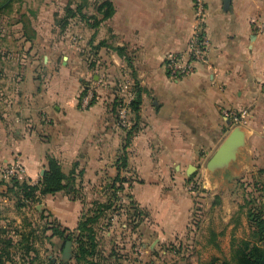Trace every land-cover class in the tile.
<instances>
[{"label": "crops", "instance_id": "obj_1", "mask_svg": "<svg viewBox=\"0 0 264 264\" xmlns=\"http://www.w3.org/2000/svg\"><path fill=\"white\" fill-rule=\"evenodd\" d=\"M90 1L94 8L88 16L102 19L97 6L106 0ZM109 1L114 14L96 27L87 25V58L66 56L63 41L35 43L24 32L20 40L10 43L7 36L0 43V164L21 163L24 176L37 183L49 156L57 158L63 171L75 176L76 193L44 195L39 211L75 229L95 201L107 200L114 191L125 138L115 102L135 90L137 79L143 89L139 131L128 149L129 169L121 173L131 179L124 183L126 190L146 214L140 225L148 232L141 236L155 239L152 252L155 243H162L171 253L181 250L192 229L190 177L209 176L208 160L235 126L247 131L249 166L261 167L264 175V0H206L209 65L179 80L169 77L164 59L187 46L193 0ZM56 48L63 49L62 66L60 51H46ZM48 65L53 71L43 79ZM91 77L93 84L82 85ZM84 87L95 91L89 106L81 99ZM114 217L100 237L113 243L119 213ZM8 224V234L17 240L21 235L14 227L22 229L21 221L10 222L0 211V226Z\"/></svg>", "mask_w": 264, "mask_h": 264}, {"label": "rangeland", "instance_id": "obj_2", "mask_svg": "<svg viewBox=\"0 0 264 264\" xmlns=\"http://www.w3.org/2000/svg\"><path fill=\"white\" fill-rule=\"evenodd\" d=\"M2 1L0 0V3ZM81 1L15 0L11 6L0 9V43L4 38L7 39V36L10 38V43H13V40H20L24 32L26 37L31 38L29 36H32L31 41L35 43L63 41L61 45L69 50V54H66V56L78 57V59L87 58L89 35L87 25L90 22H95V19L90 17L87 22V19H81L77 16L69 19L67 25L64 22L68 8H76ZM90 4L91 1L84 7L87 16L94 8L93 5L90 8ZM56 50L57 52L60 51L58 63L59 66H62L63 49L56 48L55 50L46 51L56 52ZM16 52H18V49H16ZM42 57L40 65L44 66ZM67 58L65 60L68 61ZM52 66L54 65L52 64ZM51 71H53V67L48 65L46 70L41 73L44 74L43 79L48 78ZM93 82L94 80L91 77L84 79L82 85L93 84ZM246 150H248V145L228 171L217 173L213 178L207 174H201L200 177H196L195 182H189L188 190L194 198L192 223L197 224V227L193 229V224L190 225L192 229L185 235L186 238L180 242L183 244L181 250L176 248L175 251L173 250L170 253L168 248L171 247L163 248L162 243H155L156 249L152 252L150 247L155 239L153 240L152 237L148 240L146 236H141L144 230L146 233L148 232L147 228L142 225L137 229L134 228L130 214L122 208L115 213H119L117 242L113 243V241L100 238V257L103 264H223L225 260L232 259L243 240L253 239V227L247 215L248 200L256 198L257 205L260 201L264 203V175L259 174V168L261 167L257 166L256 169L252 170L249 166V151ZM13 165L14 162L0 164V205L2 206L0 211L4 219L9 218L10 222L20 220L22 229L21 227L17 228V226L14 229H20L24 234L33 229L34 244L40 252L38 262L45 264L48 256L51 255L55 258L59 257L63 261H69L73 257V244L72 257L66 259L64 257V242H57L53 239L50 242L45 237L43 231L45 223L54 219L50 218L49 213H40L38 204H41V201H33L26 206H21V197L9 189L12 186V178L27 179L24 175L8 172ZM127 178L131 181L129 177ZM114 218L113 213L111 220L104 218L101 221L99 237L104 236L105 230L109 231V226ZM4 228H9V224ZM216 242L218 246L215 245ZM61 243L62 247L60 249L59 244ZM143 243L146 244L147 248H144ZM112 252H114V255L111 254ZM13 254L15 258L12 257L13 260H9L11 264L24 263L20 251H16L14 248ZM115 254L122 257L121 263L116 261ZM30 258L29 256L26 257L28 260L25 259L26 264H30Z\"/></svg>", "mask_w": 264, "mask_h": 264}, {"label": "trees", "instance_id": "obj_3", "mask_svg": "<svg viewBox=\"0 0 264 264\" xmlns=\"http://www.w3.org/2000/svg\"><path fill=\"white\" fill-rule=\"evenodd\" d=\"M15 0H3L0 4V9L9 7ZM89 3V0H82L76 8L69 7L67 17L65 19L66 25L69 23V19L79 16L81 19H87L90 16L84 12V7ZM98 10L103 14L102 19H106L112 16L115 12L113 3L109 0L102 1L98 6ZM102 19L95 18V22H90L93 27L99 25ZM29 40H32V36H29ZM105 42H100L98 46L104 45ZM120 54H124L123 48H115ZM135 97L130 102V121L129 126L124 127L125 138L121 153L118 159L119 175L112 179V191L108 199L105 201L97 200L94 205L88 209L81 217L78 226L75 229L62 226L57 220L47 221L43 228L45 237L51 242L54 237H60L64 246L67 242L73 244V257L69 261H63L59 257L51 255L48 256L45 264H103L101 259L99 237V225L104 218L110 219L113 213L120 211L122 208L130 214L132 224L134 228H138L140 224L145 220V211L141 208L135 200L132 199L130 192L126 190L125 184L128 182L126 176H122V170L129 169V153L128 149L132 143L133 137L139 131V122L141 119L140 110L143 101L142 92L143 89L140 87L139 81L135 79ZM88 91L85 87L82 93V98ZM81 98V99H82ZM94 101V99H93ZM91 102V104L93 103ZM121 103V99L115 102V107ZM195 176V175H194ZM194 176L190 177V182H195L197 178ZM194 177V178H193ZM75 176L73 173L66 174L63 171L62 164L60 161L52 156L48 158V169L43 174L41 180L37 183L31 182L29 179L20 180L18 178H12V186L10 190L16 192L21 197V206H26L33 201H41L44 195L50 193H56L61 190H65L74 195V191L77 189L75 186ZM121 195L125 198L121 200ZM249 209L247 215L249 221L253 227V239L243 240L235 251L232 259L225 260L223 264H264V203L260 201L257 205L256 198L248 200ZM257 205V206H256ZM45 211H43L44 213ZM44 216V215H42ZM110 223V222H109ZM9 228L0 226V244L3 248H0V264H3L6 260H13V253L10 248L14 247L16 251H20L21 258L26 259L27 256L30 258V264L38 262L40 252L34 244V231L30 230L28 233L19 232L15 230V234H20L19 239L15 240L13 236L8 234ZM50 232V234H48ZM10 247V248H9ZM9 249V250H7ZM47 250V248H46ZM33 252V253H32ZM114 255V252L111 253ZM116 256V261L122 260L121 256ZM27 260V259H26ZM28 261V260H27ZM44 263V262H43ZM37 264H42L38 262Z\"/></svg>", "mask_w": 264, "mask_h": 264}, {"label": "built area", "instance_id": "obj_4", "mask_svg": "<svg viewBox=\"0 0 264 264\" xmlns=\"http://www.w3.org/2000/svg\"><path fill=\"white\" fill-rule=\"evenodd\" d=\"M193 32L187 42L186 48L179 51H170L164 59V64L170 78L179 80L195 74L200 67L209 65L210 51L212 47L211 37L206 30V0H193ZM135 90H127L124 98H121V103L118 106L117 121L120 127H127L130 121V102L135 97ZM95 98L94 89L89 88L82 98L85 106H89ZM234 114V113H233ZM10 173L24 175V167L17 162L9 169ZM125 198L121 195V200Z\"/></svg>", "mask_w": 264, "mask_h": 264}, {"label": "water", "instance_id": "obj_5", "mask_svg": "<svg viewBox=\"0 0 264 264\" xmlns=\"http://www.w3.org/2000/svg\"><path fill=\"white\" fill-rule=\"evenodd\" d=\"M246 136L247 131L244 126L237 125L233 128L206 164L209 177L213 178L217 173L228 171L231 165L238 160L247 145ZM64 257L66 259L72 257V242L70 241L64 248Z\"/></svg>", "mask_w": 264, "mask_h": 264}]
</instances>
